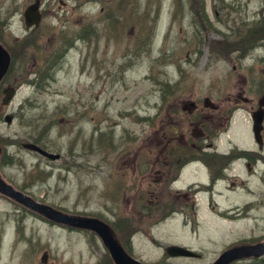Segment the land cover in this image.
Here are the masks:
<instances>
[{
  "label": "rangeland",
  "instance_id": "rangeland-1",
  "mask_svg": "<svg viewBox=\"0 0 264 264\" xmlns=\"http://www.w3.org/2000/svg\"><path fill=\"white\" fill-rule=\"evenodd\" d=\"M34 1L0 0V41L13 58L2 87L18 86L7 106L0 94L2 177L39 203L108 223L127 251L147 264H213L228 248L264 240V209L244 208L247 186L254 199L264 195L258 190L264 164L254 163V153L243 156L250 169L237 165L214 185L206 183L205 169L189 167L184 184L200 183L197 206L188 201L167 218L160 210L148 214L137 190L118 191L106 175L113 171L112 165L107 171L108 157L132 150L148 158L144 152L155 131L168 132L174 98L197 102L210 116L217 111L204 106L205 98L222 109L210 127L221 151L230 143L256 150L249 107L214 125L231 114L238 92L259 100L264 91V35H249L263 16L264 0H41V22L28 28L24 12ZM149 37L153 43L142 50L140 42ZM6 114L14 116L11 124L4 122ZM38 140L61 158L22 145ZM235 207L250 214L236 219L229 215ZM170 245L200 257L169 258ZM0 264L111 259L96 234L54 224L0 194Z\"/></svg>",
  "mask_w": 264,
  "mask_h": 264
},
{
  "label": "flooded vegetation",
  "instance_id": "flooded-vegetation-1",
  "mask_svg": "<svg viewBox=\"0 0 264 264\" xmlns=\"http://www.w3.org/2000/svg\"><path fill=\"white\" fill-rule=\"evenodd\" d=\"M246 94L244 90L238 92L231 102L233 105V108H230L233 109L231 114L220 115V123H215L214 126L219 127L222 121L227 122L229 117L232 118L234 113L242 107H249L252 114L259 109L261 101L264 105V91L259 100L258 97H253L252 93H249L250 97L245 96ZM176 99L174 98V102L170 103L167 108L168 132L163 136L155 131L150 141L151 149L144 152L148 158H143V152L132 150L125 153L123 157L107 156L106 158L107 171L111 165L113 166V171L106 173L107 184L118 191L137 190L139 192L138 202L144 200L148 192L151 198L149 203L153 206L178 207L187 205L189 202L194 206L196 205L195 188L199 187L200 183L184 184L186 170L189 167L196 166L205 169L209 174V180L206 183L214 185L229 177L237 165L242 164L241 168L250 169L251 163L244 162L243 156L248 155L249 159L251 157L249 153H254V163L263 158L260 154L264 150V129L262 144L256 142L252 134V139L257 146L255 151L237 150V145L234 143H230L227 150L221 151L218 149L217 141H214L210 127L215 115L222 109L218 107L217 113L210 116L204 109L198 107L197 102L180 104L175 101ZM183 109L187 112L184 113ZM207 122L209 126L206 125ZM232 184L234 185V182ZM248 260L252 264H262L259 259Z\"/></svg>",
  "mask_w": 264,
  "mask_h": 264
},
{
  "label": "water",
  "instance_id": "water-1",
  "mask_svg": "<svg viewBox=\"0 0 264 264\" xmlns=\"http://www.w3.org/2000/svg\"><path fill=\"white\" fill-rule=\"evenodd\" d=\"M40 0H36L33 4L29 5L25 12V23L28 27L39 26L41 21V13L39 10ZM11 54L0 42V83L4 76L7 74L11 65ZM16 90L14 88L3 89L4 97L2 99L3 104H8L13 98ZM206 105H209V100H205ZM213 106V105H211ZM264 117V111H256L253 115L254 131L257 138H260L262 130V121ZM13 119L12 115H7L5 121L11 123ZM24 147L30 150L39 152L40 154L49 157L52 160L58 159L59 154L49 153L35 144L26 143ZM0 146V153H1ZM0 193L10 197L11 199L29 207L30 209L42 214L43 216L60 223H64L73 227L86 228L93 230L99 234L104 244L108 248L115 264H147L136 258H133L122 243L119 241L113 230L106 223L97 218L83 217L77 215H71L63 213L57 209L46 204L39 203L33 200L30 196L23 192L13 188L6 183L0 175ZM167 253L170 256H196L197 254L191 249L186 247L171 245L167 248ZM264 251V242L257 245H245L234 247L222 253L220 257L213 264H229L238 258L260 255Z\"/></svg>",
  "mask_w": 264,
  "mask_h": 264
},
{
  "label": "bare ground",
  "instance_id": "bare-ground-1",
  "mask_svg": "<svg viewBox=\"0 0 264 264\" xmlns=\"http://www.w3.org/2000/svg\"><path fill=\"white\" fill-rule=\"evenodd\" d=\"M261 27H264V23L262 24ZM257 29L258 28H253V31H257ZM153 40H154L153 37H149V38H146V39L142 40L140 42V48H142V50H143V48L146 49L147 47H149L153 43ZM168 93H170V92H168ZM110 139H111V142L112 141L114 142L113 138L108 137V140H110ZM258 163L264 164V156H263L262 159H258ZM258 186H259L258 190L261 193H263L264 189L262 187H264V186L262 184H259ZM244 193H245V197L247 199V202L244 203V208L248 207L247 210L252 212L253 210L258 209L259 205H260V209L261 210L264 209V195L263 194H261V195L259 194V198L258 199H254L253 197L255 195V192L253 191V188L249 187V186H247V188L244 189ZM149 202H151V201L141 200L140 204H145V205L150 204L151 205V203H149ZM153 204H155V203H153ZM162 210L164 212H166L168 215L170 214L169 207H162ZM236 210H237V208L235 207V208H233V213H229V215H231V216L235 215L236 219H241V218L246 217V216H248L250 214V212L248 213V211H247V212H244V214H246V216H244L243 214H238V212L236 213ZM225 222H228V220H225ZM224 251L222 253H224ZM222 253H220V255ZM220 255L218 256V258L220 257ZM181 257H184V256H173L172 258H181ZM253 258L259 259L262 262V264H264V251L260 255L253 256Z\"/></svg>",
  "mask_w": 264,
  "mask_h": 264
},
{
  "label": "trees",
  "instance_id": "trees-1",
  "mask_svg": "<svg viewBox=\"0 0 264 264\" xmlns=\"http://www.w3.org/2000/svg\"><path fill=\"white\" fill-rule=\"evenodd\" d=\"M263 23H264V12H263V16H262L261 20L254 27V28H258L257 31L252 30L251 33H249L250 37H253L254 40H256V38H257L255 35L257 33H259L260 31H262L261 33L264 35V27H261ZM165 96H166V94H164L163 97H165ZM38 144H40L39 140H38Z\"/></svg>",
  "mask_w": 264,
  "mask_h": 264
}]
</instances>
